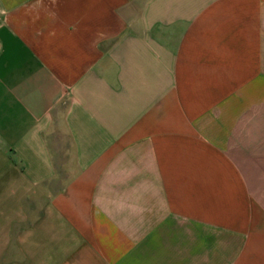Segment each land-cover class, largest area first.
<instances>
[{
	"label": "crops",
	"instance_id": "0c3cea01",
	"mask_svg": "<svg viewBox=\"0 0 264 264\" xmlns=\"http://www.w3.org/2000/svg\"><path fill=\"white\" fill-rule=\"evenodd\" d=\"M0 264H264V0H0Z\"/></svg>",
	"mask_w": 264,
	"mask_h": 264
}]
</instances>
